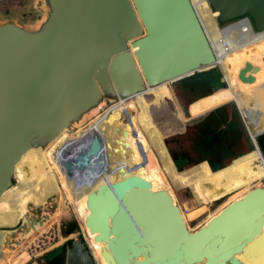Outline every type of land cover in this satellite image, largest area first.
<instances>
[{
	"label": "water",
	"instance_id": "95a60500",
	"mask_svg": "<svg viewBox=\"0 0 264 264\" xmlns=\"http://www.w3.org/2000/svg\"><path fill=\"white\" fill-rule=\"evenodd\" d=\"M42 1L46 12L32 27L0 22V197L14 185V166L25 152L85 125L87 115L102 104L216 65L189 0ZM205 2L218 25L245 20L251 31L264 30V0ZM248 69L245 64L239 71L240 81H251L244 77ZM115 117L110 113L104 120ZM254 143L264 162V130ZM72 146L65 151L67 159L74 150L91 153L78 168L86 172L79 183L88 185L94 180L88 174L105 169L102 158L91 157L98 141L93 137L88 145L81 139ZM118 171L121 179L97 185L85 200L82 225L94 243L103 245L99 253L105 264H264V189L251 188L189 232L165 190L153 191L147 181ZM30 210L15 227H0V262L22 249L31 258L42 255L70 237L81 249L76 229L66 237L56 234L58 223H74L70 215L39 221V210ZM58 251L52 264L77 260L71 261L73 249Z\"/></svg>",
	"mask_w": 264,
	"mask_h": 264
},
{
	"label": "bare ground",
	"instance_id": "6f19581e",
	"mask_svg": "<svg viewBox=\"0 0 264 264\" xmlns=\"http://www.w3.org/2000/svg\"><path fill=\"white\" fill-rule=\"evenodd\" d=\"M189 1L197 14L216 57L215 67L222 72L232 94V101L237 103L249 137L254 143V136L264 130V30L260 32L251 31L245 20L237 21V23L231 24V26L219 29L214 21L216 13H211L208 10L205 0ZM34 6L39 7L45 14L46 10L42 0H35ZM245 64L249 65V69L245 71L244 77H251L250 82L238 79V73L243 69ZM168 85L162 84L155 88H146L143 93L127 100H117L108 103L109 106L105 109L101 110L99 106L87 116L94 115L91 119L92 122L112 106L118 108L117 111L120 119L129 122L130 129L126 134L120 135L119 143L113 151L120 150V153H114L115 155L112 156V160H109V162L106 160V165L111 163L107 166L111 172V174L106 172L108 178L110 179L111 177L115 181L121 179L123 175L118 171L121 168L123 174L134 175L147 181L153 191L165 190L171 197L173 204H175L173 194L167 187L166 175L159 165L157 157L146 137L139 129L134 105L135 99L138 97L147 94L149 91ZM218 97L220 100L217 99L211 106L225 101L219 94ZM209 109H212V107L203 112ZM114 121L117 123L116 119ZM89 123L87 122L85 125L80 123L73 126L70 130H63L46 147L29 149L21 156L14 166L13 178L16 184L0 197V227L15 225L26 214L25 211L29 206L33 207V209L39 208V206L44 205L43 203L51 198L54 210L48 214L49 217L53 218L59 213L68 212L70 207L68 205L72 206V203L66 190H64V183L60 175L61 170L58 169L57 165L62 157L65 156L70 139ZM74 129L76 131L72 132ZM257 153L256 157L252 156L245 163H242L238 172H228L229 174H226L225 177L223 176L217 183L216 181H212V179H208L205 186L201 184L205 187V191L207 190L206 188L213 191V194H210L212 197L227 193L231 187L235 190L239 189V187L244 188L208 214L198 228L231 203V199L264 178V162L258 149ZM239 177H244L245 179L239 182ZM238 183L241 184L237 185ZM61 191L65 192L66 200L62 201V203L60 197ZM178 207L180 208V218L183 224L189 232H192L188 228L187 220L181 207ZM73 211L76 214L74 209ZM28 212L31 213V210L29 209ZM50 219L47 222L52 221ZM80 231H82L83 238L90 248L94 263L105 264L99 253L103 245L94 243L92 241L94 235L86 234L83 225ZM16 253L6 257L0 264H26L30 260V255L24 249Z\"/></svg>",
	"mask_w": 264,
	"mask_h": 264
},
{
	"label": "rangeland",
	"instance_id": "374dc122",
	"mask_svg": "<svg viewBox=\"0 0 264 264\" xmlns=\"http://www.w3.org/2000/svg\"><path fill=\"white\" fill-rule=\"evenodd\" d=\"M34 4H35V0H0V22L11 21L23 27H27V28L32 27L44 16V12H42L39 7L38 8L35 7ZM234 21L236 20L227 22L223 25H218V24L216 25L217 27H219V29H222L223 27L229 25ZM213 69H216L221 77L220 82L215 83L214 85L215 92H218V94L221 96L222 99H226L229 93L230 99L222 102L221 104L207 107L206 109L211 107L212 108L218 107L223 104H226L225 106L226 108L228 107L229 109L234 108V112L236 114L232 112L234 117H233V121L230 122V125H232L233 127L237 126L240 128V130L243 132L244 135L243 139L244 138L246 139L247 144L251 145V148L253 150L252 144L254 143L252 139L248 137L249 136L247 134L248 131H246L247 128L244 124V121L242 120L241 111L237 103L232 101V94L227 86V83L222 75V72L216 67H214ZM222 79L225 82L224 83L225 88L221 84ZM196 93L197 94H195L194 92L191 94H187V88H185V85L173 83V84H169L168 86H162L152 91H149L147 94L142 95L137 99H135L134 102L139 129L142 132V134L146 137L149 145L154 151L157 160L159 162V165L161 166V168L163 169L166 175L165 179H166L167 187L171 190L173 194L175 204L181 207L185 215V218L187 220L188 228L190 231H194L195 229H197L199 225L202 223L203 219L208 214H210L224 201L232 198V196H234L241 189L244 188V187L241 188L239 187V189L235 190L231 187V189H229L227 193L223 195H217V196L215 195L212 197L211 195L213 194V191L211 189L209 190L208 188H206L207 190L205 191V187L201 185L204 184L205 186L207 184L206 182L207 180H205V178L210 177L214 173L212 171H207V170H203V171L198 170L199 167H202L204 169L208 168L204 162L199 163L198 165H195L191 168L185 166L183 169L181 168L180 173L175 172V169L173 168L172 163L165 151L163 145V139L168 133H172L177 129L183 127V124H180L181 120L178 121L177 118L178 117L181 118L182 116H184L185 114L184 112L186 108H188L191 103L196 101V99L198 100L197 97L198 92ZM194 98L196 99L193 100ZM107 106H109L108 103L102 104L100 106V109L101 110L105 109ZM117 110L118 108L110 106V108L106 109L100 116H98L92 122L91 119L93 118L94 115L88 117L86 123L87 122L88 123L91 122V123L87 124L84 128L78 131L70 139L69 145L70 144L73 145L72 147L74 148L75 147L74 145H77L78 141L81 139H87L88 145L89 144L92 145V140L94 137L98 141L99 148L97 149V151H93L91 157H93V159H96L99 157L100 154L104 153V156L102 158H104L106 155L105 159L108 160V162L109 160H112V156L115 155L114 153L116 154L120 153V150L119 151L116 150V152H113L115 147L119 143L118 141L120 135L126 134L130 129L129 122L120 119L119 116H118L119 118L117 117L114 118L116 119L117 123H115L114 119L110 123L105 122L104 120L105 115L110 113L118 115ZM166 120H171V121L169 122ZM74 131H76V129H74L72 132ZM92 135L94 136L92 137ZM249 138L251 141L249 140ZM254 146H255L254 147L255 151L257 153L256 145L254 144ZM93 149L94 147L91 146L90 150L92 151ZM90 154L87 152L85 155H80L78 154L77 150H74L71 159H67L65 156H63L57 165L58 169L61 170L60 175L62 178V182L64 183V188H65L64 190H66L67 194L69 195L73 206L72 208L71 205H68L70 207L68 212L66 213L70 215L71 219H73L74 223L78 226L79 230H81L82 223L84 222V218L87 215V210L85 208L86 194L90 190L95 188L97 185H100L105 182L111 183L115 181L114 179L112 180L111 177L110 179L108 178L106 172H108L109 174H111V172L107 166L111 163L106 165V161H105L104 163L105 169L102 170V168H100V173L96 171L94 173H91V175L88 174L90 178L94 177L93 182L89 183L88 185L86 183H83V185L79 183V181L81 180L82 177H84V174L86 172L85 170L82 169L78 170V168L82 167L83 163L86 162L87 155ZM251 156H252V152H249L234 159L231 163L227 162V164L229 165L223 167L221 173L219 171V173L216 174L214 178H212V181H216L217 183L219 179L223 178V176L225 177L226 174L228 175L229 173L226 172V170L224 169L228 168L227 170L229 172L231 171L238 172L241 164L245 163L248 159L251 158ZM201 158H203V156L201 157L200 155L198 159ZM66 162L69 163L70 166L69 170H67L66 168ZM89 172L90 171H88L87 173ZM80 173H81V177L79 176ZM239 178H238L239 182L240 180L245 179L244 177H239ZM239 184L241 183H238L237 185ZM253 187L264 189V178L258 181L257 183L252 184L251 187L247 188L246 190L238 194L236 197L231 199V201L233 202L236 201L237 199H240L243 195H245V193H247ZM60 197H61V202L66 201L64 191L60 192ZM43 204L44 205L39 206V208H35L39 210L35 215L37 218H39V221H45L48 214H50L52 210H54L52 198L44 202ZM29 209L33 210V207L29 206L25 212L27 213ZM73 209L75 210L78 217L74 213ZM85 232L86 234H89L87 229H85ZM80 233L82 234V231H80ZM26 264H34V262H27Z\"/></svg>",
	"mask_w": 264,
	"mask_h": 264
},
{
	"label": "flooded vegetation",
	"instance_id": "af4514ba",
	"mask_svg": "<svg viewBox=\"0 0 264 264\" xmlns=\"http://www.w3.org/2000/svg\"><path fill=\"white\" fill-rule=\"evenodd\" d=\"M188 89L189 88H187V94L193 92L197 94L196 92H198V100L196 97L193 99H196L194 102L204 98L208 99L209 97L213 98L214 101L220 99L217 92L208 96L206 93L209 90L204 91L197 88ZM217 112L222 114V111L210 110L206 115L199 118L194 125L187 126L186 130L181 135H176L173 138L164 141L165 150L168 152V156L176 162L180 168L183 169L185 166L189 167L191 164L195 163L199 158L197 148L204 149L206 162L213 161L225 164L231 161V156L235 157V155L241 154V151L245 149L246 141L244 142L241 140V137L242 139L244 137L242 131L239 127H233L230 125V122L233 121L234 115H231L230 117L225 116V119L222 120ZM240 147L243 149L241 150ZM238 148H240V151L237 150ZM198 170L210 171L209 168L204 169L202 167H199ZM16 224L13 227H15ZM75 229L80 237V241L78 242L81 244V249L80 246L79 248L75 246L74 238L70 237L52 250L33 258L30 257L28 262H34V264H52L54 260L53 258L56 257V252L59 250V255H63L64 253H62V250L67 248L68 250L73 249L74 255L71 258V261L73 258L77 259L73 260V264H95L91 257L90 248L87 246V243L83 238L84 235L80 233V230L75 223H58L56 226V234L59 237L61 235L66 237L69 234L75 233Z\"/></svg>",
	"mask_w": 264,
	"mask_h": 264
},
{
	"label": "trees",
	"instance_id": "16d2710c",
	"mask_svg": "<svg viewBox=\"0 0 264 264\" xmlns=\"http://www.w3.org/2000/svg\"><path fill=\"white\" fill-rule=\"evenodd\" d=\"M220 79H221V77H220V74L218 73V71L216 70V69H213V68H211V69H209V70H206V71H204V72H200V73H195V74H193L192 76H190V77H188V78H184V79H182V80H180V81H177L175 84H183V85H185V88H189L188 90H190L191 88H197V89H202V90H204V91H211V94L210 95H212L214 92H215V88H214V85H215V83H218V82H220ZM224 80L222 79V82H221V84L223 85V87L225 88V85H224ZM226 90V89H225ZM227 91V90H226ZM228 92V91H227ZM230 99V94L228 93V96H227V98L225 99V101H227V100H229ZM224 102V101H223ZM225 106H226V104H223V105H221V106H218V107H216L215 109H214V111H220L222 108H225ZM234 109V108H233ZM186 115H187V113H189V110L187 111V109L185 110V112H184ZM206 113H208V112H205V113H203V114H201V115H199L198 117H196L195 119H199V118H201V117H203L204 115H206ZM236 114V113H235ZM187 116H192V114H188ZM252 143V142H251ZM253 145V144H252ZM252 150V148H251V145H249V146H247V151L246 152H252V154H253V156H255L256 157V155H257V153H256V151H255V149L253 148V150ZM199 152V153H198ZM197 154L200 156L201 154V157L203 156V158H201V159H197L196 161H195V163H193V165L195 164H198V163H201V162H203V161H205V151H204V149H202V148H197ZM241 155H243V154H241ZM240 154H237V155H235V157H232L231 158V160H234V159H236V158H238V157H240L241 156ZM104 156V153L103 154H100L99 155V157L100 158H102ZM98 157V156H97ZM98 157V158H99ZM106 155H105V157L104 158H102V160H103V163H105V161H106ZM231 163V162H230ZM227 165H229V164H225V163H216V162H213V161H208L207 162V166H208V168H209V170L210 171H212V172H214L212 175H216V174H218L219 173V171H220V173H221V171H222V169H223V167H225V166H227ZM220 169V170H219ZM217 170H219L217 173H215V171H217ZM224 170H226V172H229L227 169H224ZM100 171V169H97V172H99ZM210 179H212V177L210 178Z\"/></svg>",
	"mask_w": 264,
	"mask_h": 264
},
{
	"label": "crops",
	"instance_id": "0c3cea01",
	"mask_svg": "<svg viewBox=\"0 0 264 264\" xmlns=\"http://www.w3.org/2000/svg\"><path fill=\"white\" fill-rule=\"evenodd\" d=\"M207 98H204V99H201V100H199V101H197V102H195V103H193V104H191L188 108H186L187 109V111L189 110V113L190 114H192V116H187L189 113H187V115L186 114H184V116H182L181 118H177V120L179 121V120H181V123L180 124H183V127L182 128H179V129H177L176 131H174V132H172V133H168L165 137H164V139H163V141H165V140H168V139H170V138H173L174 136H176V135H181L185 130H186V127L187 126H190V125H194L197 121H198V119H195V117H197L198 115H200V114H202V113H204V112H202L204 109H206L207 107H210L212 104H214L215 103V101H214V99L213 98H211V97H209L207 100H206ZM216 107H214V108H212V109H209V110H207V111H205V112H208V111H210V110H214ZM220 111H222V114H220L219 112H217L218 113V115H219V117H220V119H222V120H224L225 118V116L226 117H230L231 115H233V113L235 114V112H234V109H229V107L228 108H222ZM202 112V113H201ZM233 112V113H232ZM166 121H171V120H166ZM194 127V126H193ZM192 128V127H191ZM243 133V132H242ZM241 140L242 141H246V139L244 138V139H242V137H241ZM246 143V145H245V149L244 150H242L243 148H241V154H246V153H248V152H246L247 151V146H249V144H247V142H245ZM240 148H238L237 150H239ZM255 149V148H254ZM240 151V150H239ZM252 151V150H251ZM242 156V155H241ZM252 156H253V154H252ZM251 156V157H252ZM206 165H207V162L206 161H203ZM203 162H201V163H203ZM208 167V166H207ZM206 169V168H205ZM228 169V168H227ZM220 170V169H219ZM218 170V171H219ZM208 171V170H207ZM217 171V172H218ZM216 173V172H215ZM216 175L214 174V175H211L210 177H208V178H205V180H208V179H210L211 177L212 178H214ZM237 193V192H236Z\"/></svg>",
	"mask_w": 264,
	"mask_h": 264
},
{
	"label": "built area",
	"instance_id": "2783aa9c",
	"mask_svg": "<svg viewBox=\"0 0 264 264\" xmlns=\"http://www.w3.org/2000/svg\"><path fill=\"white\" fill-rule=\"evenodd\" d=\"M234 23H237V22H232V23H230L229 25H227V26H225L224 28H226V27H228V26H231V24H234ZM214 54V53H213ZM214 57H215V55H214ZM216 58V57H215Z\"/></svg>",
	"mask_w": 264,
	"mask_h": 264
}]
</instances>
